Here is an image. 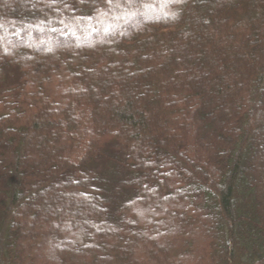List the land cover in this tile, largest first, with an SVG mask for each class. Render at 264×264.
Wrapping results in <instances>:
<instances>
[{"label":"trees","instance_id":"1","mask_svg":"<svg viewBox=\"0 0 264 264\" xmlns=\"http://www.w3.org/2000/svg\"><path fill=\"white\" fill-rule=\"evenodd\" d=\"M0 264H264V0H0Z\"/></svg>","mask_w":264,"mask_h":264}]
</instances>
